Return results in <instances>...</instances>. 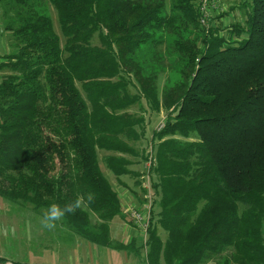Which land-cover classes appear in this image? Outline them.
<instances>
[{"label":"trees","instance_id":"1","mask_svg":"<svg viewBox=\"0 0 264 264\" xmlns=\"http://www.w3.org/2000/svg\"><path fill=\"white\" fill-rule=\"evenodd\" d=\"M235 6L228 25L212 14L203 26L198 0H0L12 44L0 54V196L34 209L80 198L67 228L119 247L121 200L98 150L114 177L129 173L127 155L146 159L129 144L146 127L130 106L163 109L146 263L264 264V0Z\"/></svg>","mask_w":264,"mask_h":264},{"label":"rangeland","instance_id":"2","mask_svg":"<svg viewBox=\"0 0 264 264\" xmlns=\"http://www.w3.org/2000/svg\"><path fill=\"white\" fill-rule=\"evenodd\" d=\"M236 1L237 0L219 1L217 9L212 12L213 16L221 15L220 20H217V22L221 21L225 26L233 21L238 10L236 6L235 9L229 8V6H232L233 3H236ZM46 12L52 17L54 29L60 35L59 25L54 9L51 6L47 5ZM10 39V35L3 32V27L0 23V54H4V52L6 53L10 51V49L12 48V44L10 45ZM93 43L98 44V39L94 38ZM7 72V70L0 71V78ZM162 85L163 78L159 80V91H161ZM130 91L134 92V88H130ZM129 111L137 115H143L145 117L146 124L144 137L137 142L132 141L129 143L132 144L138 152H141L142 147H144L145 152H148L149 148L152 147L149 141L152 130L156 128V125L162 117L166 118V112L163 109L159 113H151L149 112V110L143 111L136 103L130 106ZM103 156L104 155L102 154V152H99L98 158L100 168L104 173H107L108 169L104 164ZM130 158L135 161V163L132 164L130 168L132 167L139 169L140 175L138 177V181H140L143 161L139 157L130 156ZM127 177L128 179L125 183H129L130 188L136 189L140 196V187L134 184L135 178H130L129 176ZM32 209L34 210L33 204L30 202L10 201L0 196L1 258L10 261H20L26 263L64 264L66 259H68L67 257L69 256V254H72V256H74V253H78V250H81L82 247H87L89 249L98 248L96 244L88 240H85L84 242L82 241L85 246L73 244L70 239L62 242L64 230H66L67 232V228L63 218L55 223L54 228L49 229L44 226V216L45 212H47V210H45V207L35 209L36 211H32ZM152 210L155 213L158 210V205H153ZM15 224L17 228H15ZM10 227H12V230L14 228L13 233L11 232ZM159 233L162 238L165 237V232L160 228ZM58 241H61V245ZM138 241L140 242L141 239L138 238ZM140 244H142V242ZM220 257L221 256L214 257L213 259L207 261L205 264H216L220 260ZM113 264L121 263H119V261L115 259L113 261Z\"/></svg>","mask_w":264,"mask_h":264},{"label":"crops","instance_id":"3","mask_svg":"<svg viewBox=\"0 0 264 264\" xmlns=\"http://www.w3.org/2000/svg\"><path fill=\"white\" fill-rule=\"evenodd\" d=\"M99 152H102L103 155L109 153L103 150H98V154ZM127 157L131 159L130 156L127 155ZM134 163L135 161L132 160V164ZM129 170H130L129 173L121 175L119 178L114 177L109 170L107 173L104 172L103 173L111 182L114 190L118 193L121 200V204H125L128 202H133L135 204H138L140 198L138 191L134 188H130L129 183H125V182L128 179L127 176H129L130 178L131 177L135 178L134 184L138 186V184H136V181H138V177L135 174V172H140V171L138 168H132V167L131 168L129 167ZM47 209L48 208H45V210ZM32 211H36V210L32 209ZM15 228H17L16 224H15ZM10 229L11 232L13 233L14 228L12 230V227H10ZM109 236L113 242L119 245V247L99 246V245H97L98 248H92V249H89L87 247L86 248L82 247L81 250H78V253H74V256H72V254H69V256L67 257L68 259H66L64 264H113V261L115 259H117L121 264H147L144 256H142V250L137 249L140 246V243L142 242V241L140 242L138 241V238L141 239L140 233L138 229L135 227V225L132 223V221H130L125 216V214L117 215L109 222ZM78 237L80 236H78L72 230L67 228V232L66 230H64L62 242H65L67 239L68 240L70 239V241L73 244H78L79 246L82 245L85 246V244L83 243L85 239L81 237L80 239ZM60 239H61V234H60ZM58 242L61 245V241ZM12 262H18L22 264H32V263H26L20 261H10V260H6L4 263L1 264H7V263L13 264ZM53 264H60V263H53Z\"/></svg>","mask_w":264,"mask_h":264},{"label":"built area","instance_id":"4","mask_svg":"<svg viewBox=\"0 0 264 264\" xmlns=\"http://www.w3.org/2000/svg\"><path fill=\"white\" fill-rule=\"evenodd\" d=\"M220 0H198L199 23L207 26L211 21L212 12L217 9ZM165 124V117H162L156 125V130L159 131ZM154 158L152 147L146 152V159L143 161L142 171L140 176V200L138 204L128 202L121 204L122 212L132 221L138 229L143 244L142 256L146 257L147 253V228L151 218L153 207L154 190L151 181V164ZM119 196V195H118ZM120 198V197H119ZM11 264V263H7Z\"/></svg>","mask_w":264,"mask_h":264},{"label":"clouds","instance_id":"5","mask_svg":"<svg viewBox=\"0 0 264 264\" xmlns=\"http://www.w3.org/2000/svg\"><path fill=\"white\" fill-rule=\"evenodd\" d=\"M78 207H80V198L72 205H66L64 208H61L57 204L50 205L44 216V226L49 229L54 228L55 223L59 221L66 212L75 211Z\"/></svg>","mask_w":264,"mask_h":264},{"label":"bare ground","instance_id":"6","mask_svg":"<svg viewBox=\"0 0 264 264\" xmlns=\"http://www.w3.org/2000/svg\"><path fill=\"white\" fill-rule=\"evenodd\" d=\"M166 119V118H165Z\"/></svg>","mask_w":264,"mask_h":264}]
</instances>
